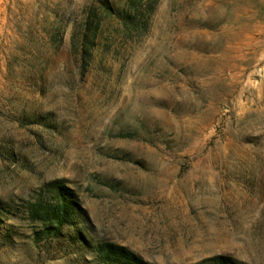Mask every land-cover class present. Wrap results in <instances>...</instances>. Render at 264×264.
I'll return each instance as SVG.
<instances>
[{
    "label": "rangeland",
    "instance_id": "374dc122",
    "mask_svg": "<svg viewBox=\"0 0 264 264\" xmlns=\"http://www.w3.org/2000/svg\"><path fill=\"white\" fill-rule=\"evenodd\" d=\"M102 1L0 0V206L60 183L81 210L2 216L0 264H264V0H157L144 30Z\"/></svg>",
    "mask_w": 264,
    "mask_h": 264
},
{
    "label": "trees",
    "instance_id": "16d2710c",
    "mask_svg": "<svg viewBox=\"0 0 264 264\" xmlns=\"http://www.w3.org/2000/svg\"><path fill=\"white\" fill-rule=\"evenodd\" d=\"M140 1V0H139ZM157 0H147L140 8L130 1L125 11H115L106 0L101 2L104 15L116 17V20L126 29L144 30L146 28V13H150ZM139 4V3H138ZM92 31L95 36V29ZM19 209L0 206L1 217H17L22 214L31 223H39L43 235L58 236L63 227L72 228L77 225L81 210L74 193L60 183L46 185L34 199L24 203ZM21 211V212H20ZM95 255L101 264H145L120 247L101 245L95 249ZM203 264H237L225 257H214Z\"/></svg>",
    "mask_w": 264,
    "mask_h": 264
}]
</instances>
